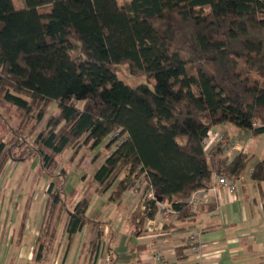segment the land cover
Returning <instances> with one entry per match:
<instances>
[{"label": "trees", "instance_id": "1", "mask_svg": "<svg viewBox=\"0 0 264 264\" xmlns=\"http://www.w3.org/2000/svg\"><path fill=\"white\" fill-rule=\"evenodd\" d=\"M122 65L148 82L127 84L116 72ZM0 94V105L22 116L9 127L10 144L0 141V175L10 160L38 157L51 180L36 260L56 240L54 215L66 205L60 157L73 148L95 150L108 138L109 153L91 176L94 189L67 210L68 244L94 222L87 215L92 193L115 184L109 201L136 183L155 194L135 212L141 224L155 217L158 203L183 222L194 215L187 203L193 194L211 190L215 176L237 181L254 160L245 148L230 160L234 138L227 132L206 149L208 133L230 123L264 135V0H23L19 9L15 0H0ZM51 102L59 111L37 133ZM251 178L264 182V157ZM117 260L111 252L110 264Z\"/></svg>", "mask_w": 264, "mask_h": 264}, {"label": "crops", "instance_id": "2", "mask_svg": "<svg viewBox=\"0 0 264 264\" xmlns=\"http://www.w3.org/2000/svg\"><path fill=\"white\" fill-rule=\"evenodd\" d=\"M15 4L17 6L16 0ZM19 6L22 7V3L19 2ZM246 153L256 159L252 152ZM260 160L237 180L238 191L234 198L224 188L206 191L194 215L183 222L177 220V215L166 220L159 208L153 219L146 218L141 224L135 215L142 203L139 194L135 193L138 200L133 203L130 195L125 194L129 190L125 191L116 202L127 211V222L117 230L103 222L101 239L107 240L108 255L101 261L82 260L87 237L84 233H89L90 223L76 235L71 245L50 246L45 253L63 252L62 262L57 261L60 264H110L111 252L118 256L116 264H264V193L259 196V191L264 192V182L257 183L251 178V170ZM124 175L122 173L120 179ZM216 179L215 176V185ZM107 193L103 194L105 198ZM143 209H140V215ZM23 233L14 224H0V264H54L47 258H35L39 232L35 234L34 244H22ZM192 234L198 236L200 253L192 252L188 245ZM154 255H159L162 260H156Z\"/></svg>", "mask_w": 264, "mask_h": 264}, {"label": "rangeland", "instance_id": "3", "mask_svg": "<svg viewBox=\"0 0 264 264\" xmlns=\"http://www.w3.org/2000/svg\"><path fill=\"white\" fill-rule=\"evenodd\" d=\"M16 1V7L19 9L21 7L19 6V2L23 4V0ZM119 1L122 3L124 0ZM75 44L73 57L79 59L82 57L80 44L78 42H75ZM116 72L120 79L124 80L131 86H137L148 82L144 76H131L127 65L117 67ZM149 82L152 83V81ZM1 97L2 94H0V98ZM58 111V104L56 102H51L47 108L43 121L38 126L37 133L44 129L50 116L57 114ZM21 118L22 116H20L19 112L13 107L10 106V108L7 109V104L0 105V141L5 140L7 145L10 144L9 142L14 137V134L11 131L12 129L9 130V127L16 128V125ZM223 130L229 132L231 137H234L235 142L243 146L246 152H252L255 154L256 159L252 160L251 164H249L247 170L244 172V174L247 173L256 160H260L264 157V135L253 136L250 130L240 129L230 123H224L218 126V133ZM33 138L34 137H29V142H32ZM109 142L110 140L108 138L95 150L90 149L89 146L73 148L60 157L58 161V169L65 168L68 171L65 194L67 200L66 205L62 206V208L54 215L53 228L56 231V240L53 241L51 246H66L68 244L65 233V225L68 218L67 210L73 209L74 205L82 199L84 192L88 187L94 189L91 176L93 175L94 169L98 167L108 155L109 151L106 150V145ZM115 147L116 144L114 145V148ZM10 150L13 152H19V149L16 147L14 148V146H11ZM98 152L100 157L95 163H93V158ZM235 154L236 153L230 154V157H234ZM39 161L38 157L32 160L19 162L10 160L3 167L0 175V214H3V216L0 215V217H3L0 219V224L8 223V225L14 224L17 228L21 227L24 214L26 213V226L22 237V244H34V241L36 240L35 234L38 232L39 235L37 236H41L39 228L41 227L40 225L44 214L45 203L48 199L47 191L50 178L47 174L40 173ZM235 185L238 186L237 181H235ZM142 186H144V184H142ZM114 188H116V184L114 185L113 190ZM113 190L106 194L107 198L103 195L92 193L87 215L94 222L90 223L87 228L89 233L87 231L84 233L87 237L85 239L86 244L84 252H82L83 261H101L108 255V247H106L107 240L104 238L100 239L98 250L94 248V241L93 243L91 242L94 238L96 239L101 223L106 221L117 230L121 229L122 225L124 227L127 222V211L120 206L121 203L118 205L116 202L119 199L113 201L108 200ZM263 193V191H259V196H263ZM125 194L126 196L130 195L129 198L131 199V202H137L138 195L132 190H129ZM139 197L140 202L141 193L139 194ZM102 227H105V225L102 224ZM43 239L50 241L45 235L43 236ZM63 256V252H51L45 253L43 258L54 261V264H60L57 261L62 262Z\"/></svg>", "mask_w": 264, "mask_h": 264}, {"label": "built area", "instance_id": "4", "mask_svg": "<svg viewBox=\"0 0 264 264\" xmlns=\"http://www.w3.org/2000/svg\"><path fill=\"white\" fill-rule=\"evenodd\" d=\"M223 140H224V134L222 132L218 133L217 130L214 128L208 133V138L203 141V145L205 146L206 149H209L210 147L216 145L218 142H221ZM227 145H228L227 152H229L230 154H232L233 152L242 151L244 149V147L239 145L237 142H235L234 139L229 141ZM216 181L217 184L214 185L210 191H217L219 188H224L232 195L233 198L237 195L238 187L237 185H235V182L229 180L226 176H219L217 177ZM141 190L142 187L138 183H136L134 188L132 189L134 193H138V194L141 193L142 201H147L149 199L156 198L153 191L148 190L144 192L143 190L142 191ZM204 192L205 191L196 192L187 200V203L193 208L194 211H196L201 205L202 203L201 196ZM158 205L160 206L159 208L161 212L164 209L162 215L166 220H170L174 215H176L172 211V209L170 208L165 209L163 206H161L160 203H158ZM188 245L192 252L200 253L201 246L199 243L198 236L196 234H192L189 236ZM154 257L156 260H162V258L159 255H155Z\"/></svg>", "mask_w": 264, "mask_h": 264}, {"label": "water", "instance_id": "5", "mask_svg": "<svg viewBox=\"0 0 264 264\" xmlns=\"http://www.w3.org/2000/svg\"><path fill=\"white\" fill-rule=\"evenodd\" d=\"M159 201L162 202V199L160 198Z\"/></svg>", "mask_w": 264, "mask_h": 264}]
</instances>
